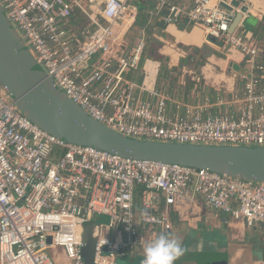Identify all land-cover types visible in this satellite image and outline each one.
Returning <instances> with one entry per match:
<instances>
[{"label":"built area","instance_id":"built-area-1","mask_svg":"<svg viewBox=\"0 0 264 264\" xmlns=\"http://www.w3.org/2000/svg\"><path fill=\"white\" fill-rule=\"evenodd\" d=\"M133 1L0 6L53 84L107 128L138 140L264 148V47L241 29V6L143 0L154 6L151 18L200 28L222 55L238 52L248 67L237 75L241 88L214 95L201 77L182 73L178 86L192 83L195 95L186 101L178 89L158 87L159 63L144 57L143 36L125 42L138 17ZM237 14L241 21L230 32ZM196 197L210 211L264 231V183L67 143L33 124L0 85V264H86L83 235L91 222L93 264H143L144 244L171 231V209ZM101 216L107 224H96Z\"/></svg>","mask_w":264,"mask_h":264},{"label":"water","instance_id":"water-1","mask_svg":"<svg viewBox=\"0 0 264 264\" xmlns=\"http://www.w3.org/2000/svg\"><path fill=\"white\" fill-rule=\"evenodd\" d=\"M241 6V0L232 2ZM237 14L233 32L241 21ZM161 27L164 23L161 22ZM234 72L239 66L230 65ZM0 85L4 86L17 109L41 129L67 143L92 147L135 160L204 169L256 183H264V148L246 146L190 145L123 136L91 118L70 101L38 65L0 6ZM95 223L85 226L82 254L93 264L96 242ZM51 239L48 238V244ZM195 264H227L225 256L196 259Z\"/></svg>","mask_w":264,"mask_h":264},{"label":"crops","instance_id":"crops-1","mask_svg":"<svg viewBox=\"0 0 264 264\" xmlns=\"http://www.w3.org/2000/svg\"><path fill=\"white\" fill-rule=\"evenodd\" d=\"M241 1L247 8L241 29L250 32L264 47V0ZM136 2L142 4L140 7L147 20L143 27L138 26L139 33L135 41L143 36L146 43L150 40L151 46L157 49L160 59L152 61L159 63L155 78L158 85L167 89L165 84H172L170 91L178 89V97L190 101L187 98L191 97L193 88L184 91V88L178 86V81L174 82L176 74L181 70V76L183 73L201 77L207 84L206 90L209 95H214L215 90L219 88L228 93L242 87L237 75L248 71V67L238 52L228 56L222 55L213 46V40L208 39L198 27L191 29L176 25L161 27V20L148 15L154 7L153 4L140 0L133 1L135 5ZM195 49L197 50L195 57L188 58V54ZM200 62L203 64L200 65ZM181 64L183 66L179 68ZM231 64L238 65L239 71H232ZM185 77L189 78V75ZM169 90L167 89V92H170ZM181 90L187 93L186 97ZM178 211L171 209L172 228L168 234L178 239L183 236L184 241L188 239L186 247L196 254V259L223 255L227 259V264H260L264 261V231L260 227L249 229L242 222L210 211L203 205L200 197L184 202ZM134 259L126 260V264H131Z\"/></svg>","mask_w":264,"mask_h":264},{"label":"clouds","instance_id":"clouds-1","mask_svg":"<svg viewBox=\"0 0 264 264\" xmlns=\"http://www.w3.org/2000/svg\"><path fill=\"white\" fill-rule=\"evenodd\" d=\"M143 252V264H175L184 249L178 238L161 233L144 244Z\"/></svg>","mask_w":264,"mask_h":264},{"label":"rangeland","instance_id":"rangeland-1","mask_svg":"<svg viewBox=\"0 0 264 264\" xmlns=\"http://www.w3.org/2000/svg\"><path fill=\"white\" fill-rule=\"evenodd\" d=\"M140 1H143V0H140ZM140 5L142 6V4H140ZM146 20H147V16L144 15V13H143V16L140 18V21L143 23H146ZM138 33H139L138 26L133 27L129 31V34L126 36L125 42L126 43H133L135 41V38L138 36ZM262 62L264 63V59L262 60ZM180 92L183 93L185 97L187 96V93L183 92L182 90ZM187 99L195 100V95H193ZM107 222H108V218L106 216H101L96 220L97 225H105V224H107ZM179 240L182 243V247L184 249V252H183V255L175 262V264H195L196 254L193 251H191L189 248L186 247L188 239H187V241H184V237L181 236L179 238ZM206 250H208V249H206ZM205 259H210V257H202V260H205ZM130 263L136 264V260L134 259Z\"/></svg>","mask_w":264,"mask_h":264},{"label":"trees","instance_id":"trees-1","mask_svg":"<svg viewBox=\"0 0 264 264\" xmlns=\"http://www.w3.org/2000/svg\"><path fill=\"white\" fill-rule=\"evenodd\" d=\"M136 6H138V10H139V12H138V17H137V20H136V22H135V26H140V27H143L144 26V24L145 23H143V22H141L140 21V18L143 16V9L140 7V3H137L136 2ZM145 15V14H144ZM141 23V24H140ZM196 49L195 50H193L192 51V53H190V54H188V58H194L195 57V55H196ZM144 56L145 57H147V58H149V59H152V60H159L160 59V57H159V55H158V52H157V49L153 46H151V44H150V40L148 41V43H146V47H145V50H144ZM203 64V62H200V65H202ZM182 64L179 66V68H182ZM180 75H181V70L180 71H178V73L176 74V77H175V81L174 82H176V81H178L179 80V78H180ZM178 79V80H177ZM158 85V84H157ZM161 85H158V87H160ZM165 86L167 87V89L169 90V88H171L172 87V84L170 85V84H165ZM192 87H193V84L192 83H188L187 84V86L184 88V90H189V89H192ZM166 89V90H167ZM170 91V90H169ZM171 92V91H170ZM169 92V93H170Z\"/></svg>","mask_w":264,"mask_h":264},{"label":"bare ground","instance_id":"bare-ground-1","mask_svg":"<svg viewBox=\"0 0 264 264\" xmlns=\"http://www.w3.org/2000/svg\"><path fill=\"white\" fill-rule=\"evenodd\" d=\"M236 54V53H235Z\"/></svg>","mask_w":264,"mask_h":264}]
</instances>
